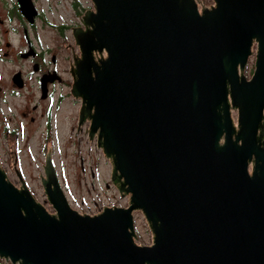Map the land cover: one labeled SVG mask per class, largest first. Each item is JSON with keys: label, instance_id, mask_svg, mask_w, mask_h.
<instances>
[{"label": "water", "instance_id": "95a60500", "mask_svg": "<svg viewBox=\"0 0 264 264\" xmlns=\"http://www.w3.org/2000/svg\"><path fill=\"white\" fill-rule=\"evenodd\" d=\"M92 2L83 26L72 28L80 55L70 93L80 100L78 129L88 121L128 204L78 212L48 151L40 180L49 212L19 168L17 187L0 164V258L264 264V0H213L201 9L196 0ZM19 4L32 20L31 0ZM14 78L21 86L20 73ZM135 210L150 244L135 242Z\"/></svg>", "mask_w": 264, "mask_h": 264}, {"label": "rangeland", "instance_id": "374dc122", "mask_svg": "<svg viewBox=\"0 0 264 264\" xmlns=\"http://www.w3.org/2000/svg\"><path fill=\"white\" fill-rule=\"evenodd\" d=\"M35 1L43 14V17L36 22L38 38L35 44L43 53L44 64L50 65L49 58L52 53H55L56 59L53 65L58 67L59 79L62 81L56 84L54 97L57 99L60 94L62 98L57 104H52V131L48 137L49 143L46 144L43 117L39 116L35 122L30 123L22 119L19 114V110L28 98L31 100L38 98L34 89V76L29 77V86L20 90L18 95L10 91L13 86L10 73L17 68L30 72L31 63L24 59L1 62V167L5 170L8 179L17 187L22 186L15 173V169L19 168L25 184L35 199L42 203L49 212H54V208L46 199L40 180L45 156L50 151L59 184L71 207L92 212L101 206L127 205L128 197H122L111 183V159L103 154L95 139L90 140L88 137L86 132L88 121H85L82 128L78 129L80 100L70 93L72 79L69 67L73 62V56L80 55L72 28L82 25L81 17L85 10L93 8V2L92 0ZM196 1L199 9L213 3V0ZM255 50L256 44L243 70L247 78L251 76L254 69ZM231 115L236 122L237 111L231 110ZM15 158L16 165H14ZM133 215L135 242L141 245L150 244L152 233L143 213L141 210H135ZM0 264L12 263L0 258Z\"/></svg>", "mask_w": 264, "mask_h": 264}, {"label": "flooded vegetation", "instance_id": "af4514ba", "mask_svg": "<svg viewBox=\"0 0 264 264\" xmlns=\"http://www.w3.org/2000/svg\"><path fill=\"white\" fill-rule=\"evenodd\" d=\"M31 2L35 10V14L31 17L32 20L21 12L19 0H0V71L2 67L1 62L3 61L24 59L31 63L30 72L22 68H17L10 73V81L13 85L10 91L18 95L20 90L29 86V77L31 78L34 76V89L38 98L35 100L28 98L19 110V114L22 119H26L30 123L35 122L39 116L43 117L45 120V142L47 141L46 144H48V137L52 131L51 110L54 103L57 104L62 98L60 94L57 99L54 97L55 86L58 81H62V79L60 80L57 78L59 77L58 73H60V71L58 67L53 65L56 59L55 53H52L49 58L51 64L47 65L42 61L43 53L36 47L35 43L38 38L36 22L43 17V14L36 1L31 0ZM72 65L73 62L71 66ZM69 68L70 71L71 67ZM16 73H20L21 86H18L15 82L14 76ZM43 85L46 86L45 92H43ZM0 98H2L1 95ZM28 129L30 130V128ZM15 160L16 158L14 159V165H16Z\"/></svg>", "mask_w": 264, "mask_h": 264}, {"label": "built area", "instance_id": "2783aa9c", "mask_svg": "<svg viewBox=\"0 0 264 264\" xmlns=\"http://www.w3.org/2000/svg\"><path fill=\"white\" fill-rule=\"evenodd\" d=\"M104 207H105V206H101V207H99L96 211H92V212L84 211L83 209H81V210H77V211L80 212V213H94V214H97V213L101 212V211L103 210Z\"/></svg>", "mask_w": 264, "mask_h": 264}]
</instances>
